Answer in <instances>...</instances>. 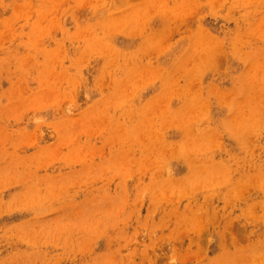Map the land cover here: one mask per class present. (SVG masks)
<instances>
[{
	"label": "rangeland",
	"instance_id": "rangeland-1",
	"mask_svg": "<svg viewBox=\"0 0 264 264\" xmlns=\"http://www.w3.org/2000/svg\"><path fill=\"white\" fill-rule=\"evenodd\" d=\"M0 264H264V0H0Z\"/></svg>",
	"mask_w": 264,
	"mask_h": 264
}]
</instances>
